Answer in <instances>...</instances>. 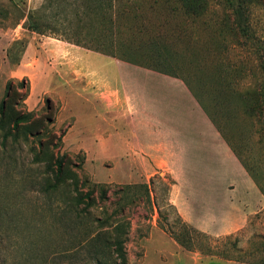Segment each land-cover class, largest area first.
Returning <instances> with one entry per match:
<instances>
[{
  "label": "rangeland",
  "instance_id": "1",
  "mask_svg": "<svg viewBox=\"0 0 264 264\" xmlns=\"http://www.w3.org/2000/svg\"><path fill=\"white\" fill-rule=\"evenodd\" d=\"M93 2L0 0V264H91L78 241L70 246L64 241L47 210L38 186L43 164L33 163L32 149L38 151L39 141L55 158H66L83 193L87 185L108 186V213L120 198L118 205L124 206L123 216L130 222L128 264H264V208L226 234L205 233L185 222L172 200L174 194L183 199L182 188L164 190L159 179L168 184L170 176L156 173L150 183L147 161L139 158L138 169L121 164L126 142H135L131 131L124 123L119 131L123 138L109 131L113 123H106L100 104L94 102L120 97L90 84L102 76L101 64L93 61L95 79L87 78L80 65L84 63L68 51L115 55L104 70V89L118 86L120 71L113 61L123 62L118 57L183 80L191 94L183 96L171 86L169 90L146 72L120 73L127 89L139 94L137 101H145L147 114L157 94L168 95L170 130L183 133L190 151L204 154L214 173L228 179L231 172L225 171L227 163L217 150L210 119L264 195V0H197L199 15L185 13V0H113L106 15L83 13ZM30 15L39 33L29 29ZM241 23L249 28L248 41ZM50 39L62 40L64 49L52 47ZM27 113L33 115L24 123L26 131L38 136L9 137L2 145L3 133L13 132L15 117ZM136 132L141 144L149 141L144 126ZM129 174L134 180L125 184ZM184 205L187 214L206 220L204 203ZM99 213V208L92 211ZM83 232L87 229L74 232L72 239H86Z\"/></svg>",
  "mask_w": 264,
  "mask_h": 264
},
{
  "label": "crops",
  "instance_id": "2",
  "mask_svg": "<svg viewBox=\"0 0 264 264\" xmlns=\"http://www.w3.org/2000/svg\"><path fill=\"white\" fill-rule=\"evenodd\" d=\"M50 40L55 42L52 47L57 46L64 49L62 40ZM76 50L68 49L72 58L74 57L84 63V65L81 63L80 65L86 74H89L87 78L95 79V68L93 66L101 64L99 69L102 76L96 82H90V84H93L92 86L95 88L111 91L113 95L120 97L117 101H94L100 104L106 123H113L108 124V130L118 131L115 132L116 136L123 138L122 133L119 131L123 130L124 124H126V128H129L131 136L137 144L136 146L135 142L133 144L126 142L128 144L127 148L121 151L125 156L124 158L119 156V161L128 170L138 169L137 160L141 158L149 164V167H145V171L149 173V176H154L156 173H166L170 176L174 181L173 186L182 188L183 199L175 196V194L173 195V192L174 197L172 196V200L185 222L205 233L212 231L213 233L226 234L236 232L240 228L241 222H247L249 216L256 215L264 208V195L210 119L207 118V122L213 130L212 134H214L216 140L217 150L222 154V157L224 156L227 163L228 169L225 171L231 172V177L228 179L214 173L213 167L205 162L206 157L204 154L190 151L189 144L184 142L185 135L183 133L170 130V101L168 95H164V93L157 94L156 101H151V112L147 114L142 108L146 105L145 101H137L136 98L139 94L127 89L120 73H127L130 70L146 72L157 83L166 86L169 90L171 86L185 96L191 94V91L183 80L170 77V75L160 71L113 59L119 66V83L116 88L104 89L107 84L104 70L108 67V60H111L110 57L112 56L89 51L80 53ZM93 61H97L96 64ZM158 89L160 90V87L157 86ZM146 91L147 89H144L142 94L145 95L144 92ZM118 123L120 125H117ZM141 125L147 129L149 135V141L146 144H141L137 140L136 131ZM103 143L106 147L105 140ZM132 179L134 180V177L129 174L128 182L125 184L130 183ZM196 201L205 204L207 210L206 220L201 215L187 214V207H185L184 202L192 203ZM213 211H217L215 215H211Z\"/></svg>",
  "mask_w": 264,
  "mask_h": 264
},
{
  "label": "trees",
  "instance_id": "3",
  "mask_svg": "<svg viewBox=\"0 0 264 264\" xmlns=\"http://www.w3.org/2000/svg\"><path fill=\"white\" fill-rule=\"evenodd\" d=\"M113 0H109V4L104 5L100 0H94L93 3L87 4L86 9H83L85 14L93 15H106V9H112ZM182 9L187 14L199 15V4L197 0H185L182 3ZM237 14H242L241 10H236ZM79 13L76 12V15ZM112 21V18H110ZM29 29L38 32L37 24L32 20V16H29ZM240 30L246 37V40L251 39L249 34V28L247 25L240 26ZM39 33V32H38ZM67 42H71L75 45H80L79 42H73L69 39ZM106 55L115 57L114 54L107 51H98ZM120 60L127 61L126 59L119 58ZM263 69V68H262ZM264 70V69H263ZM4 114V113H3ZM32 113L18 115L12 121V131L4 132L2 135V145H5L9 137L14 139L24 136L26 139L29 136H38L37 133L26 131L24 123L27 119L32 118ZM38 151L32 149L33 163L43 164V176L41 182L38 183L39 191L46 198L47 210L52 213L53 223L57 224L56 228L64 238V241L70 245L79 242V245L83 246L85 252L88 254V258L91 264H128L127 254L125 250V244L129 238L130 222L123 216V207L117 201L116 208L112 213H108L105 209L107 203H109L108 186L102 184L87 185V190L83 193L79 189L78 176L70 171L66 165V158L64 156L54 157L53 153L43 146L42 142L37 143ZM242 165L249 173L245 163L237 155ZM254 176V175H253ZM156 175L152 176L150 183L154 182ZM159 178V177H158ZM255 178V177H254ZM161 179V184L164 186V190H169L174 184L173 181L164 183ZM145 189L147 200L150 202L149 186L147 184L142 185ZM119 192L116 193L118 196ZM135 194V193H134ZM58 210V213H54V207ZM110 204V203H109ZM168 206L175 211L178 224H181L185 232H188V227L180 219L175 207L168 203ZM100 209L98 216L92 214L95 209ZM54 214V215H53ZM177 224V225H178ZM83 228L87 229L86 235H82V239H72V234L77 232L81 234ZM174 239L181 245H185V241L178 233H173ZM69 251V250H65ZM64 251V252H65Z\"/></svg>",
  "mask_w": 264,
  "mask_h": 264
}]
</instances>
